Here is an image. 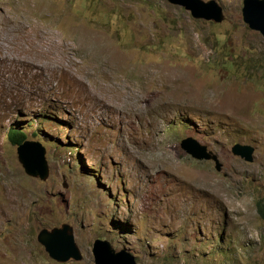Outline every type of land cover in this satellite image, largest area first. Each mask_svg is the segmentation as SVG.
Wrapping results in <instances>:
<instances>
[{"label": "rangeland", "instance_id": "374dc122", "mask_svg": "<svg viewBox=\"0 0 264 264\" xmlns=\"http://www.w3.org/2000/svg\"><path fill=\"white\" fill-rule=\"evenodd\" d=\"M203 1L223 21L168 0H0V264H95L99 238L138 264H264V36L243 0ZM33 53L47 74L18 60ZM12 126L45 148L46 180ZM64 222L80 261L38 240Z\"/></svg>", "mask_w": 264, "mask_h": 264}, {"label": "water", "instance_id": "95a60500", "mask_svg": "<svg viewBox=\"0 0 264 264\" xmlns=\"http://www.w3.org/2000/svg\"><path fill=\"white\" fill-rule=\"evenodd\" d=\"M190 10L195 18H204L221 22L224 14L214 3L203 0H168ZM244 21L253 30L259 31L264 36V0H243L242 8ZM181 147L194 158L212 160L215 168H223L217 153L209 149L206 144L199 142L192 136L182 139ZM232 152L247 161L253 160L254 147L239 142L232 146ZM18 158L25 172L33 177L46 180L49 176V166L45 158V148L38 141L25 140L18 146ZM38 240L45 245L50 257L59 262L70 260L80 261L83 254L75 240L74 228L64 222L51 229L42 228L38 233ZM95 264H138L135 256L126 250L117 251L107 239H96L93 245Z\"/></svg>", "mask_w": 264, "mask_h": 264}, {"label": "bare ground", "instance_id": "6f19581e", "mask_svg": "<svg viewBox=\"0 0 264 264\" xmlns=\"http://www.w3.org/2000/svg\"><path fill=\"white\" fill-rule=\"evenodd\" d=\"M2 13V12H0ZM6 13V12H5ZM3 15V14H2ZM10 16V15H9ZM6 17V16H5ZM10 18V17H9ZM7 19V18H6ZM1 20H3L1 18ZM6 25V24H4ZM11 25V24H10ZM11 27V26H10ZM2 28V27H1ZM10 29V28H9ZM6 31V30H5ZM4 31V34H6V32ZM27 32V31H26ZM39 32V31H38ZM8 34V33H7ZM6 34V35H7ZM35 34V33H34ZM2 35V34H1ZM0 35V56L2 57H12V54H11V50H12V45H11V41H8L5 39V37L1 36ZM43 35V34H42ZM31 36V35H30ZM10 38V36H9ZM37 39V38H36ZM10 40V39H9ZM29 40V39H28ZM37 47H42L41 44H37L36 48ZM44 47V46H43ZM39 52L38 53H41V54H45L44 52L47 50V48L45 47V49H37ZM43 50V51H42ZM38 53H33V55H31L30 57H25V58H22V59H18L20 62H23L22 63H25L27 64V66H33V67H37L39 69V73H44V74H47L48 71H47V60L46 59H43L41 57H38ZM48 53H50L48 51ZM28 54V53H27ZM56 55V54H55ZM44 56V55H43ZM54 56V55H53ZM24 57V56H23ZM46 57V56H45ZM54 58V57H53ZM60 60V59H59ZM56 61V60H55ZM32 67V68H33ZM54 68H58V66L56 64H54L53 66ZM37 69V70H38ZM33 70V69H32ZM60 70V69H59ZM38 72V71H36ZM7 79V78H6Z\"/></svg>", "mask_w": 264, "mask_h": 264}, {"label": "trees", "instance_id": "16d2710c", "mask_svg": "<svg viewBox=\"0 0 264 264\" xmlns=\"http://www.w3.org/2000/svg\"><path fill=\"white\" fill-rule=\"evenodd\" d=\"M7 137L16 145H20L26 139H28V136L25 130L16 128L14 126L9 128ZM262 216L264 219V210H262Z\"/></svg>", "mask_w": 264, "mask_h": 264}, {"label": "clouds", "instance_id": "9594fccd", "mask_svg": "<svg viewBox=\"0 0 264 264\" xmlns=\"http://www.w3.org/2000/svg\"><path fill=\"white\" fill-rule=\"evenodd\" d=\"M27 140V139H26ZM19 146V145H18Z\"/></svg>", "mask_w": 264, "mask_h": 264}]
</instances>
